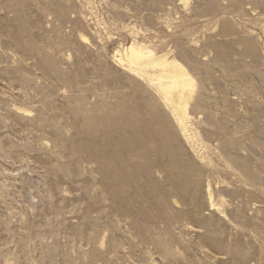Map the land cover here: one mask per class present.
<instances>
[{"label": "rangeland", "instance_id": "1", "mask_svg": "<svg viewBox=\"0 0 264 264\" xmlns=\"http://www.w3.org/2000/svg\"><path fill=\"white\" fill-rule=\"evenodd\" d=\"M0 264H264V0H0Z\"/></svg>", "mask_w": 264, "mask_h": 264}, {"label": "bare ground", "instance_id": "2", "mask_svg": "<svg viewBox=\"0 0 264 264\" xmlns=\"http://www.w3.org/2000/svg\"><path fill=\"white\" fill-rule=\"evenodd\" d=\"M169 54H156L155 51L144 42L142 43L136 41L126 47L121 46L120 48H116L113 53V59L117 66L133 75V77H138L139 79L151 84L152 82H155V84H158L159 87L164 90L175 89V92L177 91L181 96L180 99H183L182 95L184 90L188 88L190 82L193 80L185 67L175 58L171 59ZM152 69H157V71L153 73ZM191 86L192 85H190V87ZM191 88L193 90V87ZM184 103H179V109L181 111L179 112L176 109L177 114L175 115L177 116L183 134L187 135L190 115L185 109L186 105H184ZM210 206L212 209H215L216 207L212 198L210 199Z\"/></svg>", "mask_w": 264, "mask_h": 264}]
</instances>
